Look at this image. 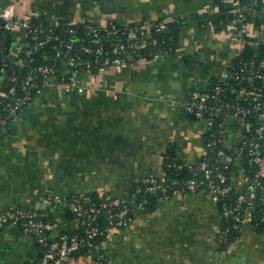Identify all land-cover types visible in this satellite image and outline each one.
<instances>
[{
  "label": "crops",
  "instance_id": "crops-1",
  "mask_svg": "<svg viewBox=\"0 0 264 264\" xmlns=\"http://www.w3.org/2000/svg\"><path fill=\"white\" fill-rule=\"evenodd\" d=\"M8 3L22 18L49 22L184 18V23L174 52L79 72V85L70 90L50 84L36 95L0 139V210L46 207L47 190L64 197L83 190L130 199L139 178L164 173L171 147L185 162L205 154L208 122L189 115L183 100L229 68L243 47L231 23L220 30L210 25L217 0H0ZM226 123L232 148L226 159L235 166L234 186L243 190L246 170L236 150L246 123L236 116ZM261 170L264 175V162ZM67 208V202L58 204L55 215L65 220ZM221 224L217 203L205 190L177 192L152 210L137 208L126 227L110 230L107 264H264V225L246 219L239 237L223 245ZM39 254L33 236L0 226V264H27ZM66 264L97 259L84 251Z\"/></svg>",
  "mask_w": 264,
  "mask_h": 264
},
{
  "label": "built area",
  "instance_id": "built-area-1",
  "mask_svg": "<svg viewBox=\"0 0 264 264\" xmlns=\"http://www.w3.org/2000/svg\"><path fill=\"white\" fill-rule=\"evenodd\" d=\"M236 9L232 20V30L242 40L243 46L247 35H256L254 44L263 41L259 27L245 20L247 9L256 14L253 8L258 0L243 3L242 0H229ZM64 21L57 19L44 26L36 24L32 18H22L16 12L14 3L0 5V139L4 137L8 125L29 106L37 94L46 85L62 84L66 90L79 85L76 74L94 73L105 70L108 66H124L135 62L133 49L144 46L155 33L168 29V20L159 19L149 22L124 23L115 20H89L91 25L84 32L78 33L74 24L85 22ZM66 24L59 32L54 29ZM20 36H15V33ZM92 41V42H88ZM107 40L110 44L105 45ZM53 43L57 55L66 66L61 68L55 61H39L35 52L43 50ZM52 44V43H51ZM45 52L43 58H47ZM264 69V65H263ZM212 86H200L190 90L183 100L186 112L207 120L210 128L216 117L219 121V137L225 148L231 149L227 142V119L230 116L245 120L246 133L237 147L240 154L246 152L249 164L257 170L253 174L246 171L247 187L233 194L234 184L225 169L230 162L226 159L227 151L219 148L218 155L223 167L207 159L196 163L181 162L194 170L195 176L180 180L159 176H143L138 179L136 193L142 198L134 202L133 198L120 196L95 197L90 191H76L64 197L52 190H47L46 207L17 206L0 210V226H7L15 232L26 233L34 237L40 247V254L27 264H66L68 259L82 250L94 252L97 264H107V252L104 242L112 229H122L133 219L137 208H144L148 201L147 194H161L164 199L181 190L195 192L200 186L216 203H220L221 216L232 224L220 228V240H226L233 230H241L242 223L250 219L256 210L257 196L264 204V182L260 178L264 162V71L244 62L231 71L224 69ZM249 77L250 81L259 78L261 85H250L237 90V98L229 100L226 89L232 81H241ZM248 100V104L245 101ZM249 115H255L254 123L247 121ZM215 141V142H216ZM214 140L207 145L213 148ZM68 203L73 212L71 222H63L51 212L60 203ZM264 222V208L259 213ZM68 226L74 232L68 231Z\"/></svg>",
  "mask_w": 264,
  "mask_h": 264
},
{
  "label": "trees",
  "instance_id": "trees-1",
  "mask_svg": "<svg viewBox=\"0 0 264 264\" xmlns=\"http://www.w3.org/2000/svg\"><path fill=\"white\" fill-rule=\"evenodd\" d=\"M251 0H242L243 3H249ZM217 3L219 5V10L215 13H213L210 16L209 23L214 27L216 30L223 29L227 27L230 23H232L233 18L236 15V9L235 6L229 1V0H217ZM263 7H264V0H258L257 4L253 7L256 11V14L249 12L247 9L246 11V17L245 20L255 24L256 26L259 27V32L263 34V39H264V15H263ZM33 22L38 24H42L44 26H49V21H46L44 18H41L39 16H35L32 18ZM159 20V19H158ZM138 22V21H137ZM130 23H135V22H130ZM184 23V18H180L178 20H173L168 22V29L160 32V33H155L153 36H151L148 40V42L140 47V48H135L133 49V53L135 54V60H141V59H150L158 55L159 53L162 52H174L178 45H179V36H180V29L181 25ZM89 25H91V21L86 20L85 22H79L77 24H74L76 26L78 33L84 34V32L88 29ZM66 24L60 25L55 27V31L59 32L62 30V28L66 27ZM247 41L244 44V46L241 49V52L239 55L236 57L235 61L233 64L229 67L231 71L237 70L240 65H242L244 62H247L255 66V68H259L261 71H264L263 69V58H264V40L259 42L258 44H254L256 35H247L246 36ZM88 42H92L87 40ZM105 45L110 44L107 40L103 41ZM52 43V44H51ZM47 46L43 48V50H38L35 52V55L39 58L38 60L41 62H56L61 68H63L64 62L60 56L57 55L56 49L53 47V43L51 42ZM47 53L48 56L47 58H43L44 53ZM217 81H219V77L216 76L212 78L206 86H212L214 85ZM262 81L259 78H255L252 81H250L249 77H246L245 79L241 81H232L231 85L226 89L227 97L229 100H234L237 98V90L235 89H240L242 87H248L250 85H261ZM264 99V96H263ZM245 103L248 104V100L245 101ZM188 113V112H187ZM192 117H196L195 115L188 113ZM199 118V117H196ZM247 121H250L252 123L255 122L256 116L255 115H249L247 118ZM223 120L221 116L216 117L215 121L213 122L212 126L207 129L206 132V139H205V148L206 152L204 155L201 157L197 158L196 160L192 161L194 163L201 161L203 159H207L213 163H216L220 165L222 168L223 167V161L219 158L218 155V150L219 148H225L223 146V143L218 139L219 137V131L220 127L218 122ZM246 136L250 134V131H245ZM6 135V131L4 132V136ZM209 140H214L213 148H209L207 145V142ZM216 141V142H215ZM227 151V154H230L232 152V148L228 149L225 148ZM241 156L243 158V165L247 173L253 174L257 170V168L251 166L248 161V155L246 152L241 153ZM185 163L175 152L174 148H170L165 156L164 159V173L167 175L169 178H177L180 180L195 176L194 170L189 168V165L184 164L182 168H178L179 163ZM235 170V166L230 163L229 167L225 169L226 173L230 178L233 177V171ZM260 178L264 182V175L260 174ZM139 181L137 182V184ZM136 184V186H137ZM203 189L202 186H200L197 190ZM196 190V191H197ZM241 191V189H238L237 187H233V194L238 193ZM92 195L95 197H98L99 195L95 192H92ZM181 192H190L186 190H181ZM171 197L174 195L170 193ZM148 201L145 203L144 209L146 210H152L154 206L158 203L160 199H162L161 194H151L148 193L147 195ZM170 197V198H171ZM134 202H139L142 198L139 196V194L136 193V187L134 190V196H133ZM220 215H221V209H220V203H217ZM264 208V204L261 201V196H257L256 199V210L252 213L250 222L252 225L255 227H262L264 225V222L260 221L259 218V213L260 211ZM52 217L56 216L55 211L50 213ZM74 218L73 212L67 208L66 210V216L65 220H62L63 222H71V220ZM222 224L220 228H225L227 225L232 224V221H227L224 217H222ZM68 231L74 232V228L72 226H68ZM241 230H233L232 232L229 233L228 237L226 240H220L219 238V232H218V239L223 245H228L234 240H236L239 235H240ZM88 251V250H82L81 252ZM80 253V252H78ZM76 253V254H78Z\"/></svg>",
  "mask_w": 264,
  "mask_h": 264
},
{
  "label": "water",
  "instance_id": "water-1",
  "mask_svg": "<svg viewBox=\"0 0 264 264\" xmlns=\"http://www.w3.org/2000/svg\"><path fill=\"white\" fill-rule=\"evenodd\" d=\"M65 63V62H64ZM65 66H66V63H65Z\"/></svg>",
  "mask_w": 264,
  "mask_h": 264
},
{
  "label": "rangeland",
  "instance_id": "rangeland-1",
  "mask_svg": "<svg viewBox=\"0 0 264 264\" xmlns=\"http://www.w3.org/2000/svg\"><path fill=\"white\" fill-rule=\"evenodd\" d=\"M77 74H78V73H77ZM77 74H76V75H77ZM109 232H110V231H109Z\"/></svg>",
  "mask_w": 264,
  "mask_h": 264
}]
</instances>
